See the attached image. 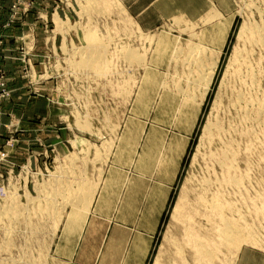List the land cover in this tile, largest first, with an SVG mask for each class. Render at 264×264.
<instances>
[{
    "label": "rangeland",
    "instance_id": "374dc122",
    "mask_svg": "<svg viewBox=\"0 0 264 264\" xmlns=\"http://www.w3.org/2000/svg\"><path fill=\"white\" fill-rule=\"evenodd\" d=\"M211 2L199 20L145 31L118 0L11 1L6 11L18 4L24 16L3 26L23 29L15 48L0 36V59L13 62L0 64L9 93L0 96V264H87L91 257L97 264L106 240L125 228L146 237L138 243L148 249L145 264H195L193 247H175L183 245L187 205L204 190L206 201L220 195L227 219L242 230L238 245L218 251L212 264H237L243 250L264 262L263 127L244 120L229 95L235 52L247 51L261 78L248 91L254 102L264 100V54L248 43L251 29L264 25V0ZM90 52L101 55V67L86 64ZM210 59L215 74L201 100ZM224 147L233 169L216 163ZM229 176L238 185L223 183ZM84 193L88 210L77 202ZM198 219L201 237L209 226Z\"/></svg>",
    "mask_w": 264,
    "mask_h": 264
},
{
    "label": "bare ground",
    "instance_id": "6f19581e",
    "mask_svg": "<svg viewBox=\"0 0 264 264\" xmlns=\"http://www.w3.org/2000/svg\"><path fill=\"white\" fill-rule=\"evenodd\" d=\"M264 24V23H263ZM249 32V31H248ZM250 37L248 39V43L250 45L251 48H253L254 50H258L260 51L261 53L260 54H264V25L263 26H256L255 28H252L251 31H250ZM113 34V33H112ZM243 35H244V31L239 35L243 38ZM126 36V35H125ZM249 36V35H248ZM129 39V38H128ZM87 41L88 42H92V43H89L91 46H94L95 44V41L96 39L94 38H87ZM94 42V43H93ZM113 42V41H112ZM109 43V42H108ZM247 43V42H246ZM247 45V44H246ZM248 45V46H249ZM250 47H249V50H250ZM141 49V48H140ZM248 49V48H247ZM77 50V49H76ZM144 50V49H143ZM94 51V50H93ZM108 51V50H107ZM88 52H89V49H88ZM195 52V50L193 51ZM84 53V52H83ZM93 52H90L89 54L88 53H85L86 55L88 54V57H84L85 54H83V57L85 58L84 60L87 61V63L84 61L83 63L85 64H88L89 66H91V64H98L101 58V53L99 54L100 57L97 55L94 56V53L98 54V52L94 51V53L92 54ZM210 54V53H209ZM85 55V56H86ZM104 57V56H103ZM144 57V56H143ZM184 57V56H183ZM192 57V56H191ZM217 58V56H215ZM235 59H234V63L237 65L236 69L234 68L233 70V77H234V81H235V85L234 83H232L233 86H231L229 88V95L231 96V100H230V103H231V106L234 110L237 111V109H240L243 117H244V120H247V121H251L253 122L254 124H256V126H262L263 128V132H264V100L263 98L260 99V101H257L254 102V94H251L250 91H248L249 89H254L257 85V83L259 82V80H261L260 78V73L258 74L257 73V70L255 69H251L249 67V63L248 61H250L251 59V56H250V53L249 52H241V53H238V52H235V55H234ZM218 58H219V54H218ZM88 59V60H86ZM259 59V58H258ZM211 60V59H210ZM262 60V59H261ZM204 61V60H203ZM209 61V60H208ZM253 61V60H252ZM251 61V62H252ZM90 62V63H89ZM103 62V61H102ZM205 62V61H204ZM101 63V62H100ZM99 63V64H100ZM131 63V62H130ZM202 63V62H201ZM85 64V66H86ZM98 64V65H99ZM104 64V63H103ZM199 64V63H198ZM209 64V63H208ZM234 64V65H235ZM92 65V66H93ZM97 65V67H101L102 64H100L99 66ZM132 65V64H131ZM215 65H216V61H213L211 60V63L206 66L205 65V71H203L204 73H202V90L203 92L201 93V100H204V97L208 94L209 90H210V86H211V81L213 79V76H214V71H215ZM254 65V63L252 64ZM77 66V65H76ZM91 66V67H92ZM96 67V69H97ZM190 67V66H189ZM87 68V66H86ZM94 68V67H93ZM92 68V69H93ZM256 68V67H255ZM80 69V68H79ZM89 69V68H88ZM91 69V68H90ZM95 69V68H94ZM101 69V68H100ZM99 70V69H98ZM94 71V70H93ZM104 71V70H102ZM128 71V70H127ZM232 72V71H231ZM77 74V73H76ZM101 74V73H100ZM195 74V73H193ZM117 75V74H116ZM119 75V74H118ZM196 75V74H195ZM226 75H227V72H226ZM102 76V75H101ZM191 76V75H190ZM232 77V76H231ZM264 77V76H263ZM201 78V77H200ZM199 79V78H198ZM167 81V80H166ZM194 82V81H192ZM229 83V82H228ZM194 84V83H193ZM200 84V83H199ZM260 84V83H259ZM264 84V83H263ZM236 85H238V89L236 88ZM259 87V86H258ZM264 90V89H263ZM253 92V91H252ZM140 93V92H139ZM256 93V92H255ZM261 93V92H260ZM182 95V94H181ZM225 95V94H224ZM254 95V96H252ZM263 95V93L261 94ZM264 97V96H263ZM243 106V107H242ZM236 113V112H235ZM240 113V114H241ZM236 117V116H235ZM242 119V118H241ZM250 122V124H251ZM246 124V123H244ZM253 124V125H254ZM173 125V124H172ZM208 126V125H207ZM252 126V124H251ZM255 126V125H254ZM218 126H215L213 128H216L215 131H218ZM209 130V129H208ZM246 130V129H245ZM231 131V130H230ZM214 132V131H213ZM219 133V131H218ZM209 135H211V131L208 133ZM213 136V135H212ZM212 136H209V137H212ZM219 136V135H218ZM208 137V138H209ZM213 138V137H212ZM210 138V140L212 139ZM255 138V137H254ZM214 139V138H213ZM212 139V140H213ZM252 140V139H251ZM217 141V140H216ZM256 142V141H255ZM219 143V142H218ZM210 144H212L210 142ZM220 149V148H219ZM219 151V150H218ZM217 151V152H218ZM230 149H225L224 147V150L222 151V155L223 157L219 156V159L220 161H217L216 163H218L220 166H227V162L226 160L228 159L227 157V154L230 155ZM232 153V152H231ZM210 154V153H209ZM216 154V153H215ZM215 154L214 156H212L214 158L215 157ZM218 154V153H217ZM212 154H210L211 156ZM228 155V156H229ZM233 156V155H232ZM238 156V155H237ZM109 157V156H108ZM234 157V156H233ZM264 157V156H263ZM218 158V157H217ZM230 158V156H229ZM236 158V157H235ZM107 159V158H106ZM229 162H230V159H228ZM232 160V159H231ZM262 160V159H261ZM215 161V159L213 160V162ZM233 162V161H232ZM231 162V164H232ZM238 163V162H237ZM260 163V162H259ZM217 164V165H218ZM235 164V163H234ZM233 165V164H232ZM234 166V165H233ZM233 166H227V168H231ZM238 167V166H237ZM221 168V167H220ZM228 169V171H229ZM233 169V168H231ZM214 170V169H213ZM227 171V173H228ZM238 171V170H237ZM235 172V171H234ZM241 172V171H240ZM69 173V172H68ZM239 174V173H238ZM244 174V173H243ZM226 176V174H225ZM246 177V176H245ZM59 180V179H58ZM81 180V179H80ZM238 181V182H237ZM233 179V177L229 176V178H226L225 181L223 183H231L234 185H238L239 183V180L237 179ZM208 182V181H207ZM81 183V182H80ZM218 183V182H217ZM242 184V183H241ZM208 185V184H207ZM223 185V184H222ZM59 186V185H58ZM97 186V185H96ZM95 186V187H96ZM221 186V185H220ZM240 186V185H239ZM73 187V186H72ZM224 187V186H223ZM67 188V187H66ZM230 188V187H229ZM77 189V188H76ZM75 189V191H76ZM81 189V188H80ZM87 189V188H86ZM96 189V188H95ZM94 188L91 187L90 190H94V192L96 191ZM85 190V189H84ZM83 190V191H84ZM70 191V190H68ZM78 191V190H77ZM78 192L82 194V192ZM208 191V190H207ZM86 192V191H85ZM92 192H90L92 194ZM75 193V192H74ZM218 193V192H217ZM220 193V192H219ZM77 194V192L75 193ZM95 194V193H94ZM74 195V194H73ZM93 195V194H92ZM206 191L204 190L202 195L200 194V196L197 198H195V202L196 203H191V205H187V206H184V204L181 206V203L178 205V211H181L183 212L184 214V208H186L187 210V214H184V217H181L182 219V222L184 224V227L183 228V238H182V244L181 245V241L178 245H176V250L178 252H183L184 250V246L187 247V245H189L190 247H193L194 249V252H193V255H194V260H195V264H212L213 262V259H214V256L217 254L218 251H220L221 249H225L226 250V247L227 246H230L232 248H234L235 246L238 245V243L240 242V235H238L240 233V228H238V225L239 224H233V222H230L228 219H227V212L229 210V208L227 207L226 209V204H222L220 203L218 200L219 196L217 197V199H212V201H206ZM224 195V194H223ZM9 196V195H8ZM90 194H83V196H81L79 199L80 200H77V202H81L80 204L82 205V207H86L88 206L89 208V204H88V201L90 200ZM225 196V195H224ZM212 197V196H211ZM223 197V196H222ZM66 198V197H65ZM65 198L64 200L62 199L63 202H65ZM215 198V197H214ZM224 198V197H223ZM242 199V198H241ZM264 199V198H263ZM186 199H184L185 201ZM208 200V199H207ZM211 200V199H209ZM261 200V199H260ZM13 201V200H11ZM49 201V200H48ZM221 201V200H220ZM44 202V201H43ZM62 202V203H63ZM92 202V201H90ZM192 202V201H191ZM261 203V202H260ZM264 203V202H263ZM45 204V203H44ZM57 204V203H55ZM79 203H77L78 206L76 207H79L80 205ZM41 205V204H40ZM80 205V207H81ZM202 205V206H200ZM91 206V205H90ZM229 206V205H228ZM75 207V208H76ZM181 207L183 209V211L181 210ZM231 207V206H230ZM47 208V207H46ZM87 208V210H88ZM201 208H204L201 209ZM45 209V208H44ZM78 209V208H77ZM81 209V208H80ZM79 209V210H80ZM85 208H83L84 210ZM38 210V209H37ZM40 210V209H39ZM231 210V209H230ZM240 210V209H239ZM4 211V210H3ZM28 211V210H27ZM238 212V211H237ZM3 213V212H2ZM50 213V212H49ZM76 214V213H75ZM238 214V213H237ZM78 215V214H77ZM84 215V214H83ZM2 216V215H1ZM1 216H0V219H1ZM252 217V216H251ZM12 218V217H11ZM198 218H205L208 222V226H209V229L207 230L208 233L204 234V235H201V237L199 236L200 235V232L202 230V225L198 222L199 219ZM240 218V217H239ZM9 219V218H8ZM244 219V218H243ZM257 219V218H256ZM2 220V219H1ZM7 220V219H6ZM198 220V221H197ZM204 220V219H203ZM233 220V219H231ZM11 222V220H9ZM202 221V220H201ZM200 221V222H201ZM1 222V221H0ZM244 223V222H243ZM26 226V225H25ZM246 228V227H245ZM239 229V230H238ZM244 230V228H242ZM182 230V229H180ZM242 231V230H241ZM7 232V231H6ZM204 232V231H203ZM238 232V233H237ZM199 233V234H198ZM202 234V233H201ZM213 235L216 236V238L218 240H212L213 239ZM212 239H211V238ZM214 238V239H216ZM173 239V238H172ZM247 239V237H246ZM176 242V241H175ZM178 243V242H177ZM176 243V244H177ZM189 247V249H190ZM228 249V248H227ZM224 250V251H225ZM229 250V249H228ZM235 250V249H234ZM227 252V251H226ZM238 253V252H237ZM177 257V256H176ZM175 258V257H174ZM233 259V258H232ZM176 260V258H175ZM188 261V260H187ZM176 262V261H175ZM174 262V263H175ZM182 262V261H181ZM179 263L178 264H183L182 263ZM189 262V261H188ZM217 262V261H216ZM172 263V264H174ZM154 264H158V261ZM177 264V263H176ZM190 264V263H189Z\"/></svg>",
    "mask_w": 264,
    "mask_h": 264
},
{
    "label": "crops",
    "instance_id": "0c3cea01",
    "mask_svg": "<svg viewBox=\"0 0 264 264\" xmlns=\"http://www.w3.org/2000/svg\"><path fill=\"white\" fill-rule=\"evenodd\" d=\"M11 1L12 0L0 1L3 7L2 12L0 13V36H8L9 42L7 46L15 48L18 43L17 37L20 35L19 32H22L23 29H17V32L3 30V26L6 23L8 16V11H6V9L8 5H10ZM118 1L127 11L130 18L138 24L139 28L145 31L155 29L168 21L181 20V17L189 21L199 20L205 12L203 10V5H207V2L209 5L212 4L211 0ZM32 21L33 16L31 15L25 19L26 25L29 26ZM2 63L9 65L13 62L7 60L6 58H1L0 64ZM11 68H13V66ZM9 74L10 75L8 76L10 81H12L11 76H18V74L14 71L12 73L9 72ZM1 113L2 109L0 107V125H2L5 121ZM143 242H146V237L144 241L142 238L137 240V235L135 234L134 229L125 228L122 230H115V232H113V234L106 240L105 249L97 256L96 262H98L97 264H145L148 249L145 251L146 247H140V249L138 248V243ZM89 257L90 256L85 255V260H88ZM260 257L261 256L254 251L243 250V252L239 255L237 264H264V262L259 259ZM92 260L93 258L91 257L89 258V261H86V263L94 264L90 262ZM66 263H69V261L66 260Z\"/></svg>",
    "mask_w": 264,
    "mask_h": 264
},
{
    "label": "built area",
    "instance_id": "2783aa9c",
    "mask_svg": "<svg viewBox=\"0 0 264 264\" xmlns=\"http://www.w3.org/2000/svg\"><path fill=\"white\" fill-rule=\"evenodd\" d=\"M23 1H25V0H18V2H19L18 4H20ZM18 4L12 7V9L10 10V14L8 12L7 20L5 23L6 26L10 25V24H15L16 20L19 18H20V21H22V16H24V15H22V13L18 10V6H19ZM1 12H2V5L0 2V13ZM3 47H5L4 40H3V38H0V51H2ZM23 49H24V47H23ZM4 58H6V57H4ZM0 93H2V95H0V96H3V97H7L9 95V93L7 92L4 77H3L1 72H0ZM4 157H5L4 154L0 155V161H2L4 159ZM2 186H3V184L0 185V188H2Z\"/></svg>",
    "mask_w": 264,
    "mask_h": 264
}]
</instances>
